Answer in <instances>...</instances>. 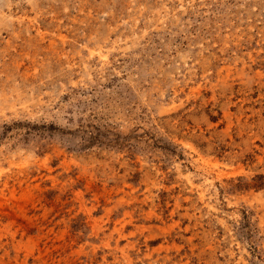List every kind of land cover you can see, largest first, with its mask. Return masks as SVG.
I'll use <instances>...</instances> for the list:
<instances>
[{"label":"rangeland","instance_id":"obj_1","mask_svg":"<svg viewBox=\"0 0 264 264\" xmlns=\"http://www.w3.org/2000/svg\"><path fill=\"white\" fill-rule=\"evenodd\" d=\"M0 264H264V0H0Z\"/></svg>","mask_w":264,"mask_h":264}]
</instances>
